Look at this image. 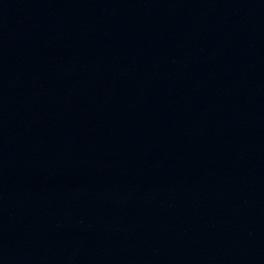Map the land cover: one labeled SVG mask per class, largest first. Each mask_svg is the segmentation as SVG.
Wrapping results in <instances>:
<instances>
[{
    "label": "water",
    "instance_id": "1",
    "mask_svg": "<svg viewBox=\"0 0 264 264\" xmlns=\"http://www.w3.org/2000/svg\"><path fill=\"white\" fill-rule=\"evenodd\" d=\"M0 264H264V0H0Z\"/></svg>",
    "mask_w": 264,
    "mask_h": 264
}]
</instances>
